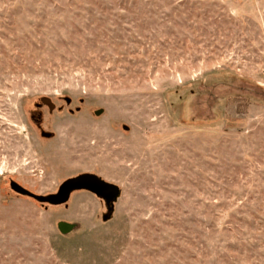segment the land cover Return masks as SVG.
Returning a JSON list of instances; mask_svg holds the SVG:
<instances>
[{
  "label": "rangeland",
  "instance_id": "1",
  "mask_svg": "<svg viewBox=\"0 0 264 264\" xmlns=\"http://www.w3.org/2000/svg\"><path fill=\"white\" fill-rule=\"evenodd\" d=\"M0 264H264V0H0Z\"/></svg>",
  "mask_w": 264,
  "mask_h": 264
},
{
  "label": "water",
  "instance_id": "2",
  "mask_svg": "<svg viewBox=\"0 0 264 264\" xmlns=\"http://www.w3.org/2000/svg\"><path fill=\"white\" fill-rule=\"evenodd\" d=\"M10 188L16 194L28 195L25 189L14 182L10 183ZM74 190H87L104 198L106 202H110L117 193L115 186L102 181L94 175L83 174L63 182L59 187L58 194L53 198V202L64 200ZM38 199L42 200V198Z\"/></svg>",
  "mask_w": 264,
  "mask_h": 264
}]
</instances>
